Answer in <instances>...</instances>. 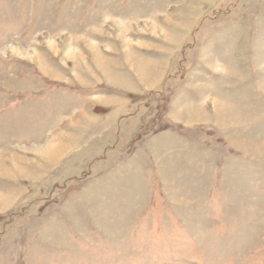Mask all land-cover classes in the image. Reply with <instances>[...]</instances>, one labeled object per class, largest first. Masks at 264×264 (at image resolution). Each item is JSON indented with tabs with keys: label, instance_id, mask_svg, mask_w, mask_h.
<instances>
[{
	"label": "rangeland",
	"instance_id": "374dc122",
	"mask_svg": "<svg viewBox=\"0 0 264 264\" xmlns=\"http://www.w3.org/2000/svg\"><path fill=\"white\" fill-rule=\"evenodd\" d=\"M208 42L233 108L211 99L224 117L199 106L170 125ZM144 47L178 52L163 84L99 102L95 54L128 80L120 55ZM168 129L213 157L190 186L163 187L146 160L108 175ZM0 264H264V0H0Z\"/></svg>",
	"mask_w": 264,
	"mask_h": 264
},
{
	"label": "crops",
	"instance_id": "0c3cea01",
	"mask_svg": "<svg viewBox=\"0 0 264 264\" xmlns=\"http://www.w3.org/2000/svg\"><path fill=\"white\" fill-rule=\"evenodd\" d=\"M176 29L184 32L183 28L181 27ZM203 48L207 49V55H210V57H201L200 60H198L195 65H193L192 71L189 72L188 80H190L194 86L189 87L185 84H181L180 87L176 89L173 99L171 101L168 100L165 120L170 125L180 126L183 128L186 115L191 111L194 115L197 114L195 110L199 106H202L204 112L207 115H212V118L215 117L218 119L224 117L225 115L222 114L223 116H219L217 113L218 111L219 113L222 111L226 112L228 109L221 110L218 108L214 110L210 103L211 99L220 100L221 102H224L226 105H230L233 108V103L228 104V100H231L230 97L233 96V86L228 87L230 84L229 72L227 71L224 74H218L208 67L209 64L215 61L222 65H226L227 62H224L222 59L218 58L217 51L214 50L213 44L211 42H208L207 46ZM135 50L137 51L135 58L139 59V61L136 59V63L133 62L134 60H131L132 58L134 59L132 54L130 60L128 59L129 65H127V53L120 55L119 59V63L121 62L122 64L129 66L128 70L130 72L126 70L127 74L129 75L128 80H123L122 75L118 73L121 71L120 69H114V73H112L109 71V66H107L106 69L104 68L107 74L103 72L105 78L102 77L100 82L108 89L101 91L103 93H100L99 97H103V99L99 98V102L105 101V99H108L113 103L116 101L121 102L122 93L127 94L130 99L134 100L143 94L155 91L156 88L161 86L166 80L163 78L165 75H167L169 67H171L172 63H174V59L178 55V52H173L172 55L168 52H162L158 53L159 55L157 58H154V56L151 55V52L158 51L145 47L143 48L142 52L140 51V53L138 48ZM209 58L211 61H209ZM114 59H116V57H114ZM105 61H107L105 63L109 65V63H112L113 60L106 59ZM132 64L140 68V71H135L134 67H132ZM158 70L162 72V75L160 78H157V85L154 83L155 85L149 87V85H147L149 84V78L154 79L157 76L155 75V71ZM110 72L114 75V77ZM107 75L110 76V79L107 77ZM218 78L219 80L217 81ZM178 109L179 112L184 115V117L180 118L181 120L179 117L176 118L179 113L178 112L176 114ZM193 117L195 118V121H202L204 119L202 114H198ZM127 118L125 119L127 120ZM121 121L122 120H119L118 123H116V129L118 125L119 130H121ZM171 130L172 129L161 132L158 131V133L149 136V139L146 140L143 144V147H141V151L139 150L140 152L137 151L136 153H133L127 157V159H124L122 162H120V164H117L114 170H112V172L108 175L111 177L116 176L121 178L124 176L131 177L132 174H138V171L141 170V164L146 160L149 162L148 169L151 170L155 175L157 183L160 181L161 184H163V187H184L187 186V184L190 186L194 177V171H198L200 169V167L197 168L195 166L196 162L202 160H211L213 157L211 156V159H209V155L206 154L208 150L204 151V149H199L196 147V143L192 144L191 142L187 141L184 135H179ZM229 136L230 133L225 132L223 142H228ZM147 148H149L150 152L144 153L143 151ZM214 159H216V157ZM152 162H154V164H152ZM186 178L190 179L189 182H186ZM129 182L131 183V180Z\"/></svg>",
	"mask_w": 264,
	"mask_h": 264
},
{
	"label": "bare ground",
	"instance_id": "6f19581e",
	"mask_svg": "<svg viewBox=\"0 0 264 264\" xmlns=\"http://www.w3.org/2000/svg\"><path fill=\"white\" fill-rule=\"evenodd\" d=\"M117 26H118V28L120 29V28H123L125 25H123V24H121V23H118V24H116ZM120 31H122V30H120ZM120 37H121V35H120ZM121 39H123V37H121ZM125 43H127V41H125ZM91 46V45H90ZM92 47H94V46H92ZM95 48V47H94ZM75 53V52H74ZM72 51H67L66 52V58L68 59V60H70V59H72L73 58V54H74ZM130 58H131V56H130V54H129V56L127 57V59H129L130 60ZM129 60H127V61H129ZM95 63H96V65L98 66V68L100 69V70H105L104 69V62L102 61V59L100 58V56H99V54H95ZM129 63V62H128ZM140 68H138L137 67V71L139 72L140 70H139ZM105 74H107V72L105 73ZM107 77L110 79V76L109 75H107ZM99 100V99H98ZM56 148H58V146L57 145H52V146H50L48 149L49 150H47L46 151V154L47 155H49V154H52L53 153V151L56 149Z\"/></svg>",
	"mask_w": 264,
	"mask_h": 264
}]
</instances>
